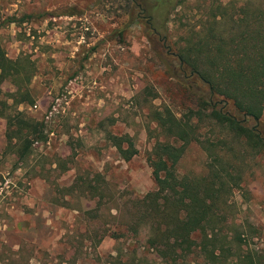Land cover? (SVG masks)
Returning a JSON list of instances; mask_svg holds the SVG:
<instances>
[{
	"label": "rangeland",
	"instance_id": "1",
	"mask_svg": "<svg viewBox=\"0 0 264 264\" xmlns=\"http://www.w3.org/2000/svg\"><path fill=\"white\" fill-rule=\"evenodd\" d=\"M182 1L167 25L176 49L188 44L192 30L221 3L237 8L251 1L264 9V0ZM134 5L129 0H0V41L8 56L22 59L30 71L27 85L36 99L19 109L43 121L48 132L33 160L17 164L5 152L0 114V264H110L118 253L130 263L134 256L142 259L138 264H159L133 237H110L120 228L114 215L125 214V203L154 187L146 156L157 133L151 108L169 105L181 112L189 103L185 87L164 62L177 66L178 60L148 39ZM123 27L122 40L115 31ZM15 87L10 80L0 84V98L10 105ZM111 132L132 140L137 153L131 160L119 156L107 138ZM201 132L209 135L208 128ZM245 157L225 231L247 239L237 251L251 260L230 258L227 264H264V152ZM207 160L192 142L178 171L205 174ZM97 173L109 193L99 207L78 197L69 199L70 206L53 203L55 182L70 185L78 176ZM231 249L236 251V243Z\"/></svg>",
	"mask_w": 264,
	"mask_h": 264
},
{
	"label": "trees",
	"instance_id": "2",
	"mask_svg": "<svg viewBox=\"0 0 264 264\" xmlns=\"http://www.w3.org/2000/svg\"><path fill=\"white\" fill-rule=\"evenodd\" d=\"M129 1L140 8L136 19L144 23L148 39L163 44L178 60L177 66L164 62L168 73L185 87L189 103L181 112L169 105L151 108L157 133L146 156L154 187L125 203V214L114 215L120 228L110 237H133L159 264L251 260L248 253L239 252L247 239L238 233L232 237L225 230L233 190L241 188L243 181L245 156L264 152V9L251 1L234 10L221 3L209 10L198 30H192L188 44L176 49L167 25L183 1ZM125 28L115 31L122 40ZM21 61L10 58L0 41V84L10 80L16 86L14 105L0 98L5 152L17 164H29L36 145L47 140L48 132L43 121L19 109L21 104L36 102L27 85L30 71ZM146 92L156 97L151 87ZM203 128H208L209 135L201 132ZM107 138L123 159L131 160L137 153L130 138L112 132ZM192 142L208 156L206 173L181 175L178 165ZM104 179L97 173L93 178L78 176L70 185L55 182L52 201L70 206L69 199L78 197L93 200L99 207L109 196ZM232 242L236 251L231 249ZM130 260L132 264L142 261L134 256ZM131 263L118 253L110 264Z\"/></svg>",
	"mask_w": 264,
	"mask_h": 264
}]
</instances>
